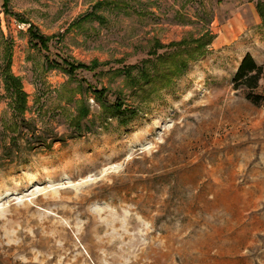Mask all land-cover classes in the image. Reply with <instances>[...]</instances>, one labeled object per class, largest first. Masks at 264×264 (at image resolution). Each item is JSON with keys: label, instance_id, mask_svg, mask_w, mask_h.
Wrapping results in <instances>:
<instances>
[{"label": "rangeland", "instance_id": "1", "mask_svg": "<svg viewBox=\"0 0 264 264\" xmlns=\"http://www.w3.org/2000/svg\"><path fill=\"white\" fill-rule=\"evenodd\" d=\"M263 1L8 0L40 50L0 0L29 127L0 77V264H264V106L231 84L245 54L264 66ZM140 66L159 78L131 83Z\"/></svg>", "mask_w": 264, "mask_h": 264}, {"label": "trees", "instance_id": "2", "mask_svg": "<svg viewBox=\"0 0 264 264\" xmlns=\"http://www.w3.org/2000/svg\"><path fill=\"white\" fill-rule=\"evenodd\" d=\"M8 0H2V9L3 12L7 15L10 14L21 24H28L27 34L29 38V45L34 49L40 50H47L49 42L53 39L52 37H45L41 35L38 30H36L31 24L25 22L18 15L10 13V10L7 8ZM100 3L96 4L94 8L99 7ZM256 10L259 16L261 17V22L264 26V1L258 2L256 4ZM86 19H98V16H95L94 13L91 11L89 14L82 16L80 19L77 20V24L82 22ZM207 36H203L195 41H191V45H193V49L190 52L191 57H201L204 53L205 46L208 44ZM47 66L54 69L59 68L64 71L68 76L72 77L76 71L79 70H88L91 71L92 68L85 65V64H78L74 62H69L64 60L61 64L55 62H48L46 61ZM184 63L177 62L171 71H168L166 77L168 79L178 77L183 71ZM154 69V68H152ZM150 69H145V67L140 66L138 72L137 80L132 78L129 73H127V77L131 83L140 84V79H143L147 84L149 79L151 81L158 79L159 76L157 73L154 75H150ZM264 76V66L259 65L255 62L251 55L245 54L239 65L231 78L232 89L234 91H242L244 98L253 106H264V96L257 94L256 90L258 89L259 81ZM0 77L3 84L5 95L8 97L9 100V108L13 113V117L16 118V121L19 122L21 127H25L29 129V127L24 123L23 115L24 111L26 110L27 103H26V96L22 91V86L18 78L14 77L10 72V60L7 58L4 61V65L0 68ZM95 98L99 100V95L103 97L101 92L94 91ZM97 93V94H96ZM98 95V96H97ZM114 111L116 114H120L118 116V121L120 125H126L129 121L136 117L137 112L134 109H127L124 104L117 103L113 106ZM57 141H52L55 143ZM13 143V142H12ZM39 146H43V144H38ZM9 153L3 152V157H9Z\"/></svg>", "mask_w": 264, "mask_h": 264}]
</instances>
